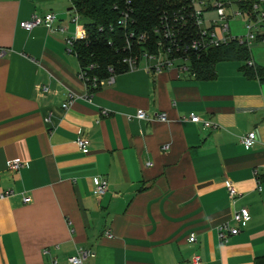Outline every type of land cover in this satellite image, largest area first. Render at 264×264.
Segmentation results:
<instances>
[{"label":"crops","instance_id":"1","mask_svg":"<svg viewBox=\"0 0 264 264\" xmlns=\"http://www.w3.org/2000/svg\"><path fill=\"white\" fill-rule=\"evenodd\" d=\"M66 3L0 0V193L11 190L0 197V264H66L79 249L90 252L85 264L264 258V82L245 76L236 60L216 63L213 78L139 65L86 94L64 44L82 36V23L70 21ZM45 12L65 29L19 26ZM190 112L212 126L191 122ZM250 130L246 150L239 137ZM79 137L89 142L85 153ZM12 158L22 162L14 171L6 166ZM94 177L106 181L100 196ZM241 207L248 220L219 240L215 226L234 225Z\"/></svg>","mask_w":264,"mask_h":264},{"label":"built area","instance_id":"2","mask_svg":"<svg viewBox=\"0 0 264 264\" xmlns=\"http://www.w3.org/2000/svg\"><path fill=\"white\" fill-rule=\"evenodd\" d=\"M242 0H179L181 5L172 11H164L159 15L158 23L152 28L154 45L153 50H143L138 53H133L126 56L122 61L126 64V70H132L141 65L143 68L152 72H159L171 66H176L180 70H188V62L191 55H197L206 51L211 47H215L228 42H236L237 44H246L254 42L257 39L258 23L264 19V10L261 8L262 0H254L251 3V14H246L238 5ZM234 6L235 8H231ZM70 21L76 22L78 14L74 8L69 9ZM209 12L213 16H207ZM245 16L242 23L243 33L232 35L229 32L227 19L234 16ZM253 15V16H251ZM128 15L123 11L118 23H125ZM56 15L53 12H45L42 15L32 13L28 19L19 22V26L25 30H29L34 26L42 25L49 30L63 31L62 25H55ZM77 33V32H76ZM76 33H72L64 38L66 50H72L74 42L83 37H78ZM127 39H135L137 43H148L147 33L135 35L133 32L127 33ZM258 42L264 44V37H260ZM4 51L0 49V56ZM251 65L250 61H247ZM94 65H88L85 70L79 69L78 77L83 81L87 88L86 94H90L89 88L93 89L105 81H111V74L105 78H97L96 76L89 77L86 75V69H90ZM108 71H111L110 69ZM71 98V94L68 95ZM63 107L66 103L62 104ZM137 119L145 118V113L142 109H137L134 115ZM159 119H163V113L157 115ZM188 120L191 122L201 121L200 118L190 112ZM204 126H212L208 121H201ZM255 140L254 131H247L239 137V142L244 149H249ZM88 140L84 137H79L75 140L77 149L85 153L88 150ZM22 165L18 158H12L6 161V166L10 170H17ZM259 183V180L256 181ZM257 188L260 189L257 184ZM106 189V181L103 178L94 177L92 193L100 196ZM11 193V190H5L0 193V197H6ZM226 193L229 200L232 202L235 198L236 191L231 184H226ZM23 202H28L29 198L22 197ZM249 214L245 207H241L234 211L231 220L234 225L228 222H221L215 226L216 236L219 240L225 241L228 235L238 233L236 224H243L248 220ZM188 241L194 240V234L190 233L187 237ZM90 255L89 250L79 249L75 254L69 255L66 258V264H85L86 258ZM193 261L197 264L198 258L193 257ZM45 264H57L55 260H51Z\"/></svg>","mask_w":264,"mask_h":264},{"label":"trees","instance_id":"3","mask_svg":"<svg viewBox=\"0 0 264 264\" xmlns=\"http://www.w3.org/2000/svg\"><path fill=\"white\" fill-rule=\"evenodd\" d=\"M252 1L254 0H242L238 5L246 14H251ZM69 3V9L74 8L83 29V37L74 42L71 52L80 68L85 70L88 65H94L89 70L86 69V75L97 78L126 70V64L122 61L126 56L153 50L151 31L158 23L159 15L181 5L179 0H69ZM123 11L127 12L128 17L122 24L118 21ZM257 27L259 33L254 42L264 37V23H258ZM128 32L135 35L147 33L148 43L127 39ZM248 47L231 41L191 55L189 72L197 78H213L216 63L236 60L241 62L240 69L245 76L257 77L264 82V66L247 64L250 61ZM255 264H264V258L257 260Z\"/></svg>","mask_w":264,"mask_h":264},{"label":"rangeland","instance_id":"4","mask_svg":"<svg viewBox=\"0 0 264 264\" xmlns=\"http://www.w3.org/2000/svg\"><path fill=\"white\" fill-rule=\"evenodd\" d=\"M65 3L67 0H62ZM68 6V3H66ZM262 6V5H261ZM231 8H235L232 6ZM207 16H213L212 12H209ZM245 20L244 15L234 16L227 19V24L229 28V32L232 35H238L243 33L242 23ZM249 49V57L253 59L255 65L264 66V44L261 42H252L248 45ZM237 63V61H236ZM241 63V62H239Z\"/></svg>","mask_w":264,"mask_h":264}]
</instances>
